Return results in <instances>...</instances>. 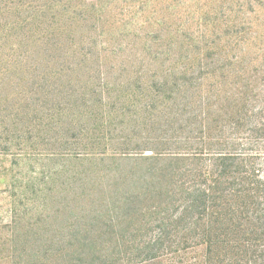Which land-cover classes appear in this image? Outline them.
<instances>
[{
	"label": "rangeland",
	"instance_id": "1",
	"mask_svg": "<svg viewBox=\"0 0 264 264\" xmlns=\"http://www.w3.org/2000/svg\"><path fill=\"white\" fill-rule=\"evenodd\" d=\"M10 1L0 4V264H204L186 195L203 165L226 154L242 172L248 155L264 177L258 114L244 120V78L264 97V7L186 0L183 13L182 1H163L194 17L191 31L197 1L217 15L207 43L189 46L156 41L144 15L155 0L142 15L141 0H42L41 12L40 0ZM205 93L241 110L225 101L211 141Z\"/></svg>",
	"mask_w": 264,
	"mask_h": 264
},
{
	"label": "trees",
	"instance_id": "2",
	"mask_svg": "<svg viewBox=\"0 0 264 264\" xmlns=\"http://www.w3.org/2000/svg\"><path fill=\"white\" fill-rule=\"evenodd\" d=\"M2 1L11 2L10 0H0V4H3ZM41 1L37 2L36 12L48 8V2ZM148 1L141 0L139 2L141 15L146 11ZM163 1L165 0L152 2L147 13L144 14L146 18L153 20L154 24L159 27L160 33L156 36L157 42L169 38L168 44L173 40L175 44L184 41V44L188 43L189 46H193L194 43L199 45L207 43L205 40L209 31L207 28H211L210 24L218 22L215 12L209 10H202L201 12L200 3L197 1L199 4L197 6L199 29L198 31H191L193 26L190 24L194 21V17L183 19L181 15L177 16V12L168 13L170 10L174 11L175 7L169 5L170 10H168L169 6H164ZM181 1L183 2L182 6L177 5L179 7L178 12H183V10L188 12L190 9L187 1ZM253 2L261 4V8L264 7V0H247L246 5L249 10L252 9ZM213 10L215 11V9ZM245 21L244 27L248 26L249 30L252 29L251 20ZM258 24L264 26V20L261 24L257 22ZM194 57H196L195 54ZM261 86L264 87V83ZM257 88L258 85L255 81L250 82L244 78V120L255 111L258 114V120L255 124L256 130L253 132H264V97L255 96L254 92ZM206 93L199 98L197 103L200 107L199 116L202 117L201 120L203 121L201 128L206 132L205 139L211 141L214 138L212 133L214 132L215 120L210 118L213 114H220L225 101L232 111V116L233 113L240 114L241 110L240 105L237 102L234 103L233 97L231 98L233 102L227 100V95L224 99L222 98L223 100H211L213 96ZM252 102L256 105V109L251 106ZM248 157V155L243 157L244 171L241 172L239 166L234 163L233 156L216 154L214 158H209V161L203 165L201 186L194 192H186V195L190 197L189 204H191L187 210L197 209L200 211L201 239L202 243L205 244V255H208L204 264L210 262L212 256H220L222 252L231 255L232 264H264V177L259 169L257 170L256 166L252 165L251 159ZM218 233L227 235L225 242H220L218 238H215ZM73 249L74 251L79 250L81 253L84 248L81 245L76 246L75 243Z\"/></svg>",
	"mask_w": 264,
	"mask_h": 264
}]
</instances>
